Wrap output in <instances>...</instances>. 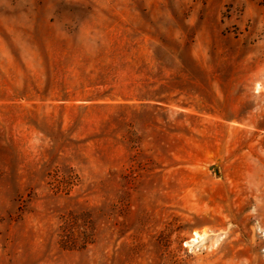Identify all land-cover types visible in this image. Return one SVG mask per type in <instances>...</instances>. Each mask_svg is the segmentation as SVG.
Here are the masks:
<instances>
[{
	"label": "rangeland",
	"instance_id": "obj_1",
	"mask_svg": "<svg viewBox=\"0 0 264 264\" xmlns=\"http://www.w3.org/2000/svg\"><path fill=\"white\" fill-rule=\"evenodd\" d=\"M0 264H264V0H0Z\"/></svg>",
	"mask_w": 264,
	"mask_h": 264
},
{
	"label": "trees",
	"instance_id": "obj_2",
	"mask_svg": "<svg viewBox=\"0 0 264 264\" xmlns=\"http://www.w3.org/2000/svg\"><path fill=\"white\" fill-rule=\"evenodd\" d=\"M101 79H103L102 76H99ZM106 84V83H103ZM153 87V85H149V86H143L141 88H137L136 89V93L138 94L136 97L139 98L141 101H154V102H159V103H167L168 99H158L157 95L155 94V92L150 91L149 89ZM130 88V87H129ZM115 88H110L109 90H107L106 92H104L103 95H98L101 98H108V97H112L116 96V97H122L120 93L114 94ZM66 97V95H65Z\"/></svg>",
	"mask_w": 264,
	"mask_h": 264
},
{
	"label": "bare ground",
	"instance_id": "obj_3",
	"mask_svg": "<svg viewBox=\"0 0 264 264\" xmlns=\"http://www.w3.org/2000/svg\"><path fill=\"white\" fill-rule=\"evenodd\" d=\"M196 235H197V233L195 234V236H194L193 239H192L193 242H196V241L198 240L199 236H200V235H199V236L197 237ZM201 238H202V237H201Z\"/></svg>",
	"mask_w": 264,
	"mask_h": 264
}]
</instances>
